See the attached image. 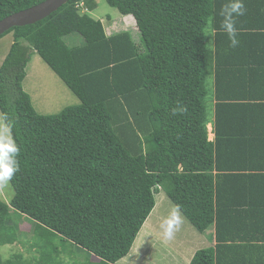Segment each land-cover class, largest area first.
<instances>
[{
    "label": "trees",
    "instance_id": "trees-1",
    "mask_svg": "<svg viewBox=\"0 0 264 264\" xmlns=\"http://www.w3.org/2000/svg\"><path fill=\"white\" fill-rule=\"evenodd\" d=\"M42 1L0 0V20ZM107 1L134 15L141 42L130 30L107 34L90 15L97 0H69L0 35L14 37L0 66V110L20 146L14 195L0 199V246L34 235L36 264H49L47 242L60 238L58 255L71 244L115 263L163 190L199 232L215 226L216 244L189 264H264V0H244L236 48L221 27L227 0ZM72 33L83 43L68 45ZM34 53L78 104L37 110L23 86ZM178 105L185 111L173 115ZM14 213L34 224L16 228Z\"/></svg>",
    "mask_w": 264,
    "mask_h": 264
},
{
    "label": "rangeland",
    "instance_id": "rangeland-1",
    "mask_svg": "<svg viewBox=\"0 0 264 264\" xmlns=\"http://www.w3.org/2000/svg\"><path fill=\"white\" fill-rule=\"evenodd\" d=\"M90 15L103 22L107 34H110L113 31L117 32L121 30H130L134 35L135 40L141 42V34L140 31L138 30L137 23L133 15L122 14L116 7L111 6L107 0H97V7L94 10L90 11ZM209 30L212 31V28L208 27L207 32ZM13 38H14L13 32H10L0 39V64L3 62L5 56L7 55L12 45L11 41L13 40ZM65 41L68 43V45L75 46L83 43L84 38L81 33H72L65 37ZM207 42L209 46L213 45V39H210V37L208 36H207ZM26 72H27V76L23 81L24 89L32 96L33 103L35 107L37 105L38 107L37 110L40 113L55 114L60 112L64 107L68 105H74L80 102L79 97L72 92V90L66 85V83L59 77L57 73H55L50 68V66L40 57L38 53L33 54L32 59L26 68ZM212 88H213V78L211 75H209L208 89L210 90V93L212 92ZM38 100H41V104L46 103V105L43 106L44 107L43 109H41V106H39ZM0 115H2L1 110H0ZM208 116L209 119L211 120L214 118V106L212 105L211 101H208ZM211 138H213V136L209 135V139ZM13 195H14V189L13 186L11 185V182H9L6 186L0 187V199L8 202L11 200ZM156 196H157L156 197L157 204L155 206V209L149 216L151 222L154 223V226H152L153 230H151L149 236L147 237V240L150 243H148L146 246L142 248H144V250L147 251L148 249L156 247V252H155L156 255H154L153 257V261L156 264L162 263L161 261L163 260L160 259L163 255L165 257H169L167 260L169 261L170 264L171 263L175 264L176 261L172 260V257L175 256L176 254L174 253V250H177L179 248L177 246L179 240L180 241H182V239L185 240L184 236H187L188 238L187 241L195 243L198 242V238L200 239L202 234L191 224V222L187 219V217L181 212L182 216L184 217V223L180 231H178L175 234L174 238L169 242L159 237L158 243L156 245H153V241L157 238V236L159 235L163 236V230L161 229L160 225L163 222V220L169 215L172 207L175 205L174 202L171 200V198L168 195H166L165 191L163 190H161L160 193H158ZM13 218L14 221H17L19 223L26 221L25 225L34 224V221L31 218L21 213H14ZM8 222L11 223V221ZM16 226L18 227L17 224ZM144 226L141 229L134 243L135 246L137 242H139L141 239L145 240L146 226L145 227ZM28 236L29 239L26 238V240L29 242H27L28 246L26 250L20 249L17 246L18 242L6 243L0 246V258H2L3 260H7L16 255H19V256H23V259L18 260L16 264H19L20 262L22 264L23 263L33 264L31 262L32 261L35 262L36 258L38 259L41 253L36 248L33 249L31 246L32 245L31 242L33 243L38 241L37 240L38 237L35 238L34 235H32L31 237L30 234ZM43 242L46 241L43 240ZM50 242L51 243L53 242L54 245L57 246L60 245L62 248L60 238L58 239L52 238L50 239ZM206 245H207L206 240L204 243L202 242L199 246H196L195 244L192 247L193 249L190 252H188L189 254L187 256L191 255L193 252L195 253L197 250L201 248H206ZM47 252H49L50 255L53 256L55 255V248L52 244L48 245ZM33 255L35 256V258ZM66 257L69 258V256ZM179 262L181 261L178 260V264Z\"/></svg>",
    "mask_w": 264,
    "mask_h": 264
},
{
    "label": "clouds",
    "instance_id": "clouds-1",
    "mask_svg": "<svg viewBox=\"0 0 264 264\" xmlns=\"http://www.w3.org/2000/svg\"><path fill=\"white\" fill-rule=\"evenodd\" d=\"M245 12L246 7L244 0H227V2L222 7L220 13L223 17L221 27L227 34L231 48H236L240 44L239 34L236 28V20L238 17L243 16ZM205 35L210 37V39H213L215 33L209 30L207 33H205ZM183 111H185V108L178 105L177 107L173 108L172 113L173 115H176L178 113H182ZM210 123L208 124V129H211L209 130V135L210 133H213L215 138L214 124L213 122ZM13 127L14 121L7 113L0 115V187L6 186L13 179L14 175L20 170L18 161L20 146L17 144L15 138L12 135ZM214 138H211L210 140H213ZM183 223L184 217L182 216L180 206L174 205L169 215L160 225L161 229L163 230V238L166 241L172 240L175 234L180 231Z\"/></svg>",
    "mask_w": 264,
    "mask_h": 264
},
{
    "label": "crops",
    "instance_id": "crops-1",
    "mask_svg": "<svg viewBox=\"0 0 264 264\" xmlns=\"http://www.w3.org/2000/svg\"><path fill=\"white\" fill-rule=\"evenodd\" d=\"M13 41H14V39L11 41V43H13ZM1 64H0V66H1ZM38 101H39V106H41V109H43L44 108L43 106H45L46 103L41 104V100H38ZM36 108L38 109L37 105H36ZM211 126H212V124H211ZM212 134L213 133H210V136H213V138H214V134L213 135ZM24 222L25 221L19 223L18 227L16 225H14V226L18 229H19V227L21 229H23V225H25ZM145 226H146L145 240L141 239L139 242H137L136 246L134 245V247H132L133 249L130 251V253L128 255H126L122 259L116 261L115 263H109V264H156L153 261V257H154V255H156L155 254L156 247L148 249L147 251L144 250V248H142V247L146 246L148 243H150L147 240V237L149 236V233L151 232V230H153L152 226H154V223H152L151 220L148 218V220L145 222ZM201 234H202V236L200 238L201 241L198 238V242H195V243L187 241L188 240L187 236H184L185 240L184 239H182V241L179 240L178 245H177L179 248L177 250H174V253H176V254H175V256L172 257V260L176 261L175 264H178V260L181 261V262H179V264H189L195 253L193 252L191 255H189V256H187V255L189 254L188 252H190L193 249L192 247L195 244H196V246H199L202 242L204 243L205 240L207 242L206 247L216 244L215 226L211 227L210 229H208L205 232H201ZM159 237L161 239H164L162 235L157 236V238L153 241V245H156L158 243ZM15 242H18L17 246L20 249H22V250L27 249V246H28L27 242L28 241L25 238L20 236V239H17L16 241L10 242V243H15ZM48 243H50L54 246L53 242L52 243L48 242ZM58 247L61 248L60 245ZM32 248L34 249L35 247H32ZM54 248H55V246H54ZM66 250H67L66 253H62L61 255L56 254V251H55L54 258H55L56 262L54 263L53 260L49 259V264H59V263H57V261L61 257H63L64 261H65V263H63V264H69L70 262H72V264H108L104 261H101V259L99 257H97L96 255H93L89 251L84 250V249H82L76 245L69 244L66 247ZM187 250H189V251H187ZM22 252H24V251H22ZM66 256H69V258ZM171 256H172V254H171ZM177 257H179L180 259ZM34 258H35V256H34ZM168 258L169 257H165L163 255L160 259V260H163V261H161L162 262L161 264H170L169 261L167 260ZM74 261L77 263H75ZM31 263L36 264V261L35 262L32 261ZM171 264H173V263H171Z\"/></svg>",
    "mask_w": 264,
    "mask_h": 264
},
{
    "label": "water",
    "instance_id": "water-1",
    "mask_svg": "<svg viewBox=\"0 0 264 264\" xmlns=\"http://www.w3.org/2000/svg\"><path fill=\"white\" fill-rule=\"evenodd\" d=\"M69 0H44L29 8L14 12L0 20V35L15 26L33 24L58 10Z\"/></svg>",
    "mask_w": 264,
    "mask_h": 264
}]
</instances>
